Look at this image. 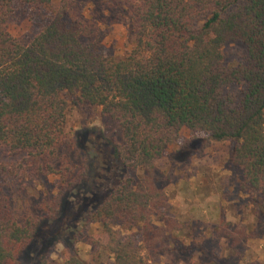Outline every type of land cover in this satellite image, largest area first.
Masks as SVG:
<instances>
[{
	"label": "trees",
	"instance_id": "obj_1",
	"mask_svg": "<svg viewBox=\"0 0 264 264\" xmlns=\"http://www.w3.org/2000/svg\"><path fill=\"white\" fill-rule=\"evenodd\" d=\"M96 1L128 27L121 55L90 25ZM55 2L27 45L7 29L16 5ZM234 44L242 50L230 61L225 48ZM73 107L116 125L110 143L122 166L121 178L86 202L78 232L62 224L89 191L87 138L69 125ZM184 131L191 148L232 144L229 166L240 172L251 221L223 216L203 228L173 211L156 161ZM96 224L107 241L86 240L90 260L70 248L61 261L51 257L53 245L77 243ZM207 234L241 262L264 236V0H0V264L24 255L31 264H162L184 248L202 264H224L226 255L198 242Z\"/></svg>",
	"mask_w": 264,
	"mask_h": 264
},
{
	"label": "rangeland",
	"instance_id": "obj_2",
	"mask_svg": "<svg viewBox=\"0 0 264 264\" xmlns=\"http://www.w3.org/2000/svg\"><path fill=\"white\" fill-rule=\"evenodd\" d=\"M57 4L58 2H55L52 7L39 8L18 4L8 21L7 29L21 43L27 45L41 25L48 21L52 8ZM89 6H94L92 17L87 7H85L84 15L87 18L91 17L92 29L99 30V35L103 36L102 42L115 53L123 54L126 49L130 48V43L128 27L119 18V12L109 10L102 1L90 3ZM225 50L228 59L234 61L242 47L234 44L226 47ZM97 116V111L84 113L76 107H73L68 114L69 125L76 132L81 131L83 138H87L82 142V146L90 168L87 200L70 204L62 219L64 226L77 227L75 229L77 232L82 228L84 220L82 214L90 205L88 203L97 202L101 195L122 176V166L114 157L110 143L113 138L119 139V130L113 122L102 120ZM190 135L189 132L184 131L181 139L169 154L156 161L173 211L181 220L192 221L194 224L200 223L203 228L209 224H219L223 216L233 223L238 222L243 215L251 221L253 217L249 210L247 195L239 190L240 172L229 166L228 157L232 144L213 142L209 147L200 149V144L196 143L195 147L191 148L185 145L187 144L186 138ZM176 149L179 152L177 156H174ZM172 155L174 160H172ZM58 225L53 226V231ZM75 230H69L66 236ZM92 235L101 238L103 242L107 241L106 236L96 224L77 243H73V238H71L67 242L53 245L50 252L51 257L61 261L64 252L70 248L78 251L84 259L90 260L93 247L86 243V240ZM198 239V242L206 244L209 253L226 255L228 259L224 264H252V260L259 263L264 262V236L249 242L247 248L249 256L246 262H241L231 256L229 246L222 238L207 234ZM189 242L188 239L186 243ZM201 259L203 258L199 252L191 257L184 248L183 251L179 249L163 256L161 262L162 264H202ZM30 260L29 256L24 255L21 264H31ZM102 264H111V262L109 258H103Z\"/></svg>",
	"mask_w": 264,
	"mask_h": 264
}]
</instances>
